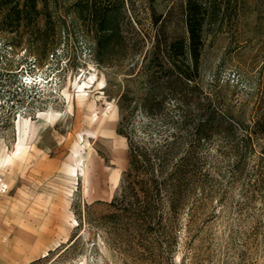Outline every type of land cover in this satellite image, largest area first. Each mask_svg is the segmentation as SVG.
Wrapping results in <instances>:
<instances>
[{
  "label": "rangeland",
  "instance_id": "1",
  "mask_svg": "<svg viewBox=\"0 0 264 264\" xmlns=\"http://www.w3.org/2000/svg\"><path fill=\"white\" fill-rule=\"evenodd\" d=\"M47 1L39 30L0 32V264H264V136H248L264 116V0H195L216 20L191 110L225 115L196 142L185 207L148 234L109 206L128 168L119 100L145 93L156 36L184 33L187 0H96L103 28L87 2L81 16Z\"/></svg>",
  "mask_w": 264,
  "mask_h": 264
},
{
  "label": "trees",
  "instance_id": "2",
  "mask_svg": "<svg viewBox=\"0 0 264 264\" xmlns=\"http://www.w3.org/2000/svg\"><path fill=\"white\" fill-rule=\"evenodd\" d=\"M73 1L81 16L87 10L85 3L91 4L92 17L104 27L107 15L96 7V0ZM41 17L46 24L52 20L47 0H0V32L39 30ZM211 18L216 20L215 12L207 13L202 4L187 0L184 33L164 42L160 35L156 36L149 73L145 70V93L136 97L127 91L119 100L117 132L127 141L128 168L121 181L120 195L109 206L114 209V218L131 222V231L148 234L160 226L163 218L160 213L164 209L176 211L185 207L196 184V142L211 125L220 128L223 123L225 114L220 116L215 109L209 110L204 118H197L191 110L199 90L196 80L206 44V25ZM159 20H155L156 25ZM40 86L35 83L31 88L39 90ZM170 97L177 100L179 118H173L167 111ZM195 109L203 110L199 105ZM159 126L171 133L154 140L152 132ZM248 136H264V116L254 122Z\"/></svg>",
  "mask_w": 264,
  "mask_h": 264
}]
</instances>
